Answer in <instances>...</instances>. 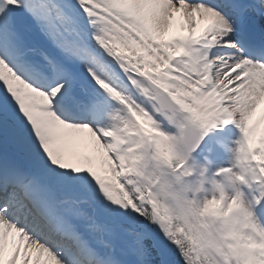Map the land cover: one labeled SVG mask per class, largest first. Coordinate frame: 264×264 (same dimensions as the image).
<instances>
[{
	"label": "rangeland",
	"instance_id": "rangeland-1",
	"mask_svg": "<svg viewBox=\"0 0 264 264\" xmlns=\"http://www.w3.org/2000/svg\"><path fill=\"white\" fill-rule=\"evenodd\" d=\"M25 1L8 0L10 2V16L14 8L26 13L29 12V25H31L37 19L36 13H41L40 17L43 18V21H38V32L42 37L46 36L48 38V35L50 37V41L46 42L49 46V49L46 50L47 55L57 46L55 41L58 39V43L67 42L74 47L76 41L86 38L89 40L90 51H87L86 54L100 59L101 64H106L109 72V78L102 79L99 78V75L93 76L94 70L87 69L84 66L95 88H98L97 91H100L102 96H106L108 103L111 99L117 101L118 105L114 107V110L117 113L118 120H121L120 130L117 133L118 138L114 139L116 135L113 137L107 136L106 138L102 132L101 134L97 132L101 131L99 125L95 126L97 131L91 129L90 127L94 123L91 124L89 120L88 122L76 124L83 127L84 130L73 131L68 127V138L73 141L72 146L69 147L71 148L70 161L72 165H68L59 173L55 172L59 176L55 174L57 176L55 179L56 186L60 189L59 191L64 196L70 197L68 201H71L78 210L83 207L81 211L84 215L82 213L81 216L84 220L89 221L92 234L96 240L102 242L103 250L109 253V256H112L113 249L118 250L123 259L121 260L122 263L117 261V264H144L142 259L145 257V252L141 245L143 240L149 239L151 243H156L158 248L159 246L162 247L161 262L168 264L165 261L164 251L167 248L164 246L163 241L154 238L155 236L153 237L145 231L142 232L137 226L135 218L136 204L133 203V198L130 195L131 192L137 194V204H140V206L145 202H149L152 206L151 192L155 184L167 180L171 184L167 188H170V190H166L164 193L169 220L167 221L168 226L161 227L164 230L163 240L165 237L170 238L169 235L173 227L171 224L175 222L180 225L178 233H181L182 236H190L189 239H191L192 235H196L200 238L199 254L206 256V261L209 264H220L216 252L225 248L233 250L234 259H237L236 264H264V251H259L258 248L263 243L259 240L257 232L245 231L243 233L241 232L242 229L230 230L229 228L228 217L238 206L239 198L228 190L222 191V186L219 183L220 176L214 175H219L225 171L230 178L235 180L237 177L235 168L230 167L228 164H214L213 158V162L210 161L212 156H216L218 157L217 162L220 163L221 158L216 149L214 147L209 148L206 143L201 146L202 150L206 149V155L204 154L202 157L199 154L186 156L183 149V127L185 122H189L188 118H191V124L202 134H205L207 138L211 134L222 132L223 129L235 132L240 129L241 135L256 138L253 155L259 159L255 160L260 167L258 172L260 176L263 175L264 180V129L260 130L263 127V122L260 120H264V115H262L264 114V97L259 96L260 94H258V97L254 96L255 98L247 99L243 97V90L239 86L246 82V78L237 75L235 67H225L224 71L216 70V68L209 71L197 66L200 57L197 51L200 49L194 50L192 41L189 39L196 36L192 22L195 16L191 15L190 11H184L187 12L183 13L184 16H182L185 23L182 26L179 24V30L184 31L190 27L192 31L190 29L185 31L182 36L185 39H182L180 34L171 37L169 31L164 32L165 27L170 26V19L174 20L179 17V11L171 9L170 12L173 16L168 15L169 12L166 13V20L164 19L166 26L161 28L159 24H152L156 19H149L148 15L146 17L139 14L144 13L139 12L144 8L137 5V0H108L112 3L113 8L109 6L108 2L104 3L102 0ZM129 11L135 14L138 19L133 24L125 18V12ZM189 15L190 19H188ZM147 19L150 22H145ZM189 20L191 21L189 22ZM187 22L189 24L188 28L186 27ZM5 32L13 34L12 30ZM215 44L221 46L219 40L216 43L213 42V46ZM207 46L210 47L209 44ZM224 46L229 45L225 44ZM68 49L69 47L66 46L65 50ZM215 57H217V54H213L210 59H215ZM221 72L224 77L229 76L230 78H224ZM3 75L6 80L1 79L0 81V93L6 96L9 103L8 92L4 91L5 94L7 93L5 95L3 89L7 86V79L10 75L7 74L4 66L0 63V76ZM127 78L130 79L131 84L121 82V80L125 81ZM8 80L14 81L12 78ZM8 85L13 94H19L17 92L21 89L19 84V88H14L13 83ZM202 87L207 89L202 90ZM134 88L136 89L135 94L133 93ZM49 90H41L38 93L46 94ZM163 90L169 94L177 105L173 120L169 114L161 113L155 105L156 96L159 95V92H164ZM2 95H0L1 115L4 113V108L9 110V106L5 105L6 102H4ZM246 99L247 102L250 101L247 105L248 108L245 109V107H241V102L246 103ZM185 105L192 106L191 113L187 114V112L183 113L184 110H179V107L183 109ZM38 109L42 111V107L38 106ZM241 109L242 111L248 109L249 112L246 115H241L243 114ZM100 117L102 118L101 121H106L102 115ZM252 117L254 118L252 119ZM58 118L63 121L59 116ZM142 120L143 125L141 124ZM229 121L231 123H228ZM66 124L71 125L68 122ZM22 125L23 119H20L18 127L22 129ZM3 128L0 127V151L11 150L17 155L22 153L24 155V150L15 143L14 138ZM257 129L260 132H257ZM142 134L147 147L142 146ZM54 140H57L56 136ZM109 142L118 146L115 149L120 151V154H118L120 158L115 157L116 152L112 151ZM150 144L155 146L152 155L151 153L148 155L146 152L150 148ZM98 151L101 153H98ZM167 152L176 157L174 166H170L169 162H159L157 155H163ZM99 154V158L103 159L100 162L97 159ZM187 157L191 162L190 172H188L187 177L183 175L176 178L173 183L174 176L179 174L176 171L177 168L182 167ZM11 158L9 156V159ZM169 167L172 168L169 169ZM168 171H170V175L164 173ZM195 174L196 177L193 178ZM169 178H173V180H169ZM206 179H210L208 183H206ZM129 181L133 183L132 187L128 183ZM33 185L40 191V188L36 187V183H33ZM40 185H43V189L47 188L49 191L48 184ZM262 186L261 191L264 197V181ZM130 187L131 189H129ZM217 188H220V190ZM157 193L158 190L154 193V197ZM90 198L95 200L94 203H98L104 211L100 221L106 226L96 222L97 218L93 221V216L87 217L89 213L96 214L97 209L95 207L90 206L91 210H87L88 212L85 214L87 204L82 206V203L84 204ZM127 203L133 204L130 207ZM74 205L73 209L71 208L72 214L76 212ZM208 209L210 212L206 213ZM210 215L212 218H209ZM1 225L2 223H0ZM248 226L251 228L250 230H253L254 227L251 223H248ZM102 228L108 237L104 241L100 238ZM8 235V240H10L13 235L10 233ZM31 238L34 241L36 240L33 236ZM26 242L27 238L24 237L21 245L19 243L14 244L15 250H19L16 255L17 258L13 259L12 262L9 259L5 261V264H40L36 258H33L35 256L26 252ZM4 243L3 241L1 244L0 252L3 250ZM54 252H56L58 258L62 257L59 251L54 250Z\"/></svg>",
	"mask_w": 264,
	"mask_h": 264
},
{
	"label": "bare ground",
	"instance_id": "bare-ground-1",
	"mask_svg": "<svg viewBox=\"0 0 264 264\" xmlns=\"http://www.w3.org/2000/svg\"><path fill=\"white\" fill-rule=\"evenodd\" d=\"M102 1H104V3L108 2L109 6L113 8V6L111 5L112 3L110 1L108 0H102ZM253 1L255 2L256 0H244V2H241L239 5L246 6L245 15H244L246 21H248L249 16L252 17L253 19V22L251 24L252 28L255 30V33L259 35V38L261 39L259 50L260 52H264V18L263 16L253 14L249 10L248 6L249 4H252ZM215 2L218 4V9H212L204 4L198 5L193 1H190V3L171 1V0H137L136 1L137 5H139L140 8H144L145 10V11L139 10V12L141 11L144 12L139 14H143L146 17L148 15L149 19L150 18L156 19L155 21H153L152 24L154 25L159 24L161 28H164L166 26V24L164 23L165 22L164 19L166 20L165 18L166 13L169 12L168 15H170L171 9L180 12L179 17H176L174 20L171 18L170 19L171 21L169 20L170 26L165 27L166 29L164 30V32L167 33V31H169L168 33L171 34V37H174L176 34H180L182 37L185 31L189 29L190 31H192V29L189 27L188 22L186 23V27L187 28L189 27L187 30L181 31L179 30L180 28L178 27L179 24L180 26H182V23L183 25L185 23L184 19H182V16H184L183 13H187V12L184 11L185 10L190 11V14L195 16V18L192 19V22L194 24L193 30L194 32H196V35L203 34L202 37H209L210 39L208 43L211 46L210 50L206 51L204 55L200 57V59L201 58L209 59V60L207 59L206 63L202 65V68L207 69L209 71L214 68H216V70L219 69L224 71L225 67L228 68L235 67L236 70L235 72H237L236 74L240 75L241 78L242 76L246 78L245 79L246 82H244L239 86L241 90H243L242 91L243 97L244 98L246 97L247 99L254 96L258 97V94H260L259 96L264 97V62L243 58L240 52L234 47L233 44L236 41V39L232 34V30L235 28L236 8L238 6V3H233V2L228 3V0H215ZM9 3L10 2H8V0H0V34L5 33V31L10 30L11 28V24H10L11 19H9L10 17ZM36 14H37V19L35 22H32L31 25L24 28H14V29L12 28L13 31L12 37L14 38L15 41H19L23 45V47L24 46L27 47L26 51H24V54H29L32 65L36 64V61L33 58H38L41 55L47 54L45 50L49 49V46L47 45L46 42L50 41L49 35L48 38H46V36L42 37V35L38 32V27H39L38 21H43V18L40 17L41 13H36ZM125 18L127 21L132 22L131 24H133L134 22H136V20H138L136 18V15L132 14L131 11L125 12ZM180 18H181V22L179 23ZM190 18L191 17L189 15L188 19ZM147 21L150 22V20L148 19L145 22ZM190 21L191 20H189V22ZM0 39L2 41L0 47H3L6 51H8V53H11L13 51L11 45L12 42L10 40H7V38H4V35H2ZM182 39L185 38L182 37ZM218 40L220 45L223 47L217 46L216 44L213 46V42L216 43V41ZM58 41L59 39L55 41V44H57V46H55V48L51 52H48V57H49L48 60L53 62L51 63L52 64L51 66L54 67L53 76L50 77L52 82H49V85L51 84L50 85L51 88L49 90V92L51 91L50 93L48 91L46 94L38 93L41 91L40 89L32 86L30 82H27V79L25 77H22V75L18 74L16 70L13 71L14 68L12 65H10V63H7L6 61H3L0 58V63L4 66V69L7 72V74L10 75L9 78H12V80L18 83L19 86L21 87V89H19L20 91H17L21 96L18 93H14V94H18V95H14L12 90H10L8 84L13 83L14 88L15 87L19 88V86L14 81H9L8 80L9 78L7 79L8 83H6L7 86H5L3 92L4 91L8 92V94L7 93L6 94L8 95L9 103L7 102L6 96L2 95L1 93L0 95L4 97V102H6L5 105L7 104V106H9V110L4 107H1L4 108V113L3 115L0 114V127H4L8 131L9 135H11L14 138L15 143L25 152L24 155L22 153L23 156H19V155L17 156L13 154L12 151L7 152L4 158L3 156H1L0 176L5 177L4 178L5 180L8 179L7 182H10L11 184L15 183L13 181L17 180V178H22L24 186L27 187L26 182L27 180L30 179V177H32L29 175L40 174L43 171L52 170V175L50 176V178H46V181L44 182H36V187L43 189V185L40 184H44V183L48 184L50 194L52 195L54 194V195L48 197L46 196V194L42 193L41 191V197L43 200L45 197H48L47 203L53 206H55L54 199H56L58 195V194L56 195V193H53L54 189L57 190L55 179L58 175L55 172L57 171V173H59L63 171L65 168H67L68 165H72V162L70 161L71 148L69 147L72 146L71 144L73 143V141L69 140L67 135L69 128L73 129V131L84 130L83 127L76 125L78 123L68 122L64 118V116L61 115L58 109L59 107L63 106L61 99L66 94H68V92L72 88H75L76 84L78 83L80 84V87L83 88L82 90L77 89L78 96H83L86 94V92H88L90 94H93L94 97L99 96V99H101L100 98L101 92L97 91L98 88H95L94 83L91 81L88 75V71L84 69V66L87 69L91 68L94 70L93 76L99 75L100 76L99 78L102 79L106 77L109 78V72L107 70L106 64L103 65L101 64L102 61H100V59H97V57H92L91 55L86 54L87 51H89L88 40L86 41L84 40V42L81 41L83 42V48L81 50H78L77 48V46L80 43L79 41L76 42L74 47L71 43H67V42L58 43ZM224 42H229V43H224ZM225 44H228L229 46H224ZM66 46L69 47L68 50H65ZM67 51H69L70 53H64ZM13 52H15V50ZM213 54L215 55L217 54V57H215V59H210L213 56ZM27 73L28 72H26V74ZM4 75L0 76V81L1 79L6 80V77ZM226 77L230 78L229 76ZM66 80L67 81L70 80V82L65 83ZM129 80L130 79L127 78V80H125L123 83L131 84ZM55 85L58 86L56 87ZM135 91L136 89L134 88L133 93ZM48 93L49 95H47ZM96 99H98V97L92 98V100H96ZM247 99L246 101L244 100L246 103L243 104L241 102L242 108L243 107H245V109L248 108L247 105L250 100L247 102ZM203 102L204 100L202 101V103ZM38 106L42 107V111L38 109ZM113 108L114 107L111 105V101H109L108 103V100L105 98L101 101V103L95 106V109L93 111L90 112L80 111L79 112L80 117H77V121L88 122L89 120L91 124L94 123L93 124L94 126L91 125L90 127L91 129L95 130L96 129L95 126L99 125L101 131H97V130L95 131L99 132L100 134L102 132L106 136V138L107 136L113 137L116 135V137H114V139L116 140L118 138L117 133L118 130H120L119 127L121 120L120 121L118 120L115 110ZM242 112L243 114L241 115H246L249 111L247 109L246 111H242ZM100 115H102V117L105 118L106 121L104 122L101 121L102 118L100 117ZM58 116L62 118L65 123L62 120H60ZM66 118L73 121L68 116ZM253 118L254 117H252V119ZM20 119H23L22 129L18 127V123ZM260 121L263 122V126H264V120L261 119ZM66 122L70 123L71 125L66 124ZM228 123H230V121ZM225 125L227 126V123ZM239 130L240 129H238V132L237 131L235 132V131H229L228 129H223V131L218 134L216 133L211 134L208 137L206 144L207 146H209V148L214 147L221 158L220 159L221 162L218 163L217 162L218 157L212 156L210 158V161H212L213 158L214 164H221V165L228 164L230 167L233 166V168L234 167L236 168V165H238V157L241 156L245 158L243 165L244 166L243 173L247 185L246 187L250 191L249 198H246L237 189L236 181H234L233 178H230L228 174L225 173V171L220 174L219 183L222 186L221 188L222 191L228 190L231 193L237 195V197L239 198L238 206L231 212L230 216L228 217V224L230 230L242 229L241 232L243 233L245 231H248L250 233L252 231H256L259 240H261L263 243L261 247H258L259 251L262 250L264 251V199L261 194L263 179L259 177V173L257 172V169H255L254 165H251L248 161V154L246 153L245 147L242 144V140L240 141L239 138L240 136ZM55 136L57 137L56 141L54 140ZM109 143H111L112 151L116 152L115 157L120 158V155H118L120 154V151H116L115 149V147L118 146L115 144L112 145V142ZM63 152H65V154H63ZM99 152L100 151H98V153ZM9 156H11L12 158L9 159ZM67 156L69 157V159ZM99 156L100 154L97 155V159L100 162L103 159L99 158ZM15 157H22L30 164L29 165L30 173L28 175L24 173V169L21 167L22 165L20 166L18 163H14ZM55 174L57 176H55ZM30 188H32L34 191L39 192V190L36 189L33 184H31ZM217 189L220 190V188ZM3 196L4 195L0 193V201L2 200ZM69 198L65 196L64 200L66 202H63V204L58 205V207L68 206L64 220H66L68 224H70V222L74 224L73 233L79 232L80 237L90 236L92 228L89 225V221L85 220V223L80 222V219L82 220L83 218L82 216H80L79 219L78 217L79 211H77V207L74 204H72L71 201H68ZM13 202H15V200L14 201L10 200L9 203L7 201L5 202V205L8 203V206H4L6 207L5 210L9 212L7 216L3 215L4 211L0 212L1 215L0 223H2L3 225L0 226V248L3 241L6 242L7 238L9 237L8 234L10 233L13 236L18 235L19 236L18 240H20L21 237L27 238L26 247H25L26 252H28L29 255L32 254L33 256H35L33 258H36V260L40 264H69L62 261L61 257L58 258L56 252H54L53 249L50 248L48 244L38 241L41 240L40 236L38 237L39 239L37 238L34 241L31 238V236L34 235L36 231L31 229L29 226H27L26 223L23 222V220L19 219L16 224H14L11 221L12 217H15L16 215L20 214L19 209H17L16 206L11 205L13 204ZM86 204L87 203L84 202V204L82 203V206H85ZM254 204H256L257 206L256 211H253L251 208L252 205ZM73 205L76 208V212L72 214L70 208L73 209ZM96 206L99 207L98 204H96ZM78 207H80V205ZM89 209H90L89 206H87L85 210V214L86 212H88L87 210ZM58 211L61 212L63 210L60 209ZM91 214L92 213L87 214V217L91 216ZM96 214L98 215L96 218H101L104 215L103 211L101 210H97ZM248 223H251L253 225L254 227L253 230H250L251 228H249ZM19 227H23V229ZM44 239L47 240L49 238H44ZM73 240L76 242V246L80 248L79 246L82 245V242L80 240H78L80 244L77 242L76 235L73 236ZM51 241L52 240L49 239V242ZM0 253H1L0 254V264H1L3 259L2 257L3 251ZM12 256L13 258L11 260L10 257ZM15 256L16 253L13 246L9 251L8 259H10L12 262ZM108 258H109L108 259L109 263L116 264L112 259L113 257L109 256Z\"/></svg>",
	"mask_w": 264,
	"mask_h": 264
},
{
	"label": "trees",
	"instance_id": "trees-1",
	"mask_svg": "<svg viewBox=\"0 0 264 264\" xmlns=\"http://www.w3.org/2000/svg\"><path fill=\"white\" fill-rule=\"evenodd\" d=\"M167 154H159L160 161L162 159L167 160L168 157H171V155L166 156ZM163 161V160H162ZM164 162V161H163ZM168 186L166 181L162 182L158 186L159 195H157L156 200V212L158 215V220L160 223H166L165 219V209L162 201V198L164 197V193L167 190ZM163 194V196H162ZM134 198V201L137 202V195L132 192L131 194ZM136 212V218L138 221V226L140 229L153 234L155 238L161 239L164 243V246H166L167 250L165 251V261L168 264H209L203 256H200L199 254V239L196 235H192V238L182 236L181 233H178L177 227L178 225H175L173 229H171V234L169 237H165L164 240L162 238L164 231L162 229H159V225L155 226L153 223V214L151 212V209L148 204H144L141 207L139 206L137 208ZM210 210H207V213H209ZM209 215V214H208ZM162 225V224H160ZM165 225V224H164ZM144 249L146 258H144V264H162L160 255L162 247L159 246V248H155L152 246L151 242L149 240H146L144 243ZM160 249V250H159ZM227 249V248H225ZM216 254L219 257L220 264H235L234 258H233V252L231 253L230 249L227 250H218ZM231 254V255H230Z\"/></svg>",
	"mask_w": 264,
	"mask_h": 264
},
{
	"label": "water",
	"instance_id": "water-1",
	"mask_svg": "<svg viewBox=\"0 0 264 264\" xmlns=\"http://www.w3.org/2000/svg\"><path fill=\"white\" fill-rule=\"evenodd\" d=\"M18 11L17 10H14L13 11V17L16 21V23H19V24H27L28 23V18L26 17L25 14H21L23 16V18L18 21L17 20V15H18ZM166 95L163 94L161 96H158L157 97V104L159 105L160 109L161 110H164L166 109L167 111H169L171 113V115L173 116V113H174V110H175V104L173 102H171L170 100H168V98L166 99ZM160 100H166L168 102V105L167 106H163V105H160ZM196 135L197 136V141L195 143L194 146H189L187 144V142L190 140V138L192 136ZM202 141V137L199 135L198 131L195 130V128L189 124H186L185 126V131H184V143L187 144L186 145V150L187 152H191L193 149H195V147Z\"/></svg>",
	"mask_w": 264,
	"mask_h": 264
}]
</instances>
